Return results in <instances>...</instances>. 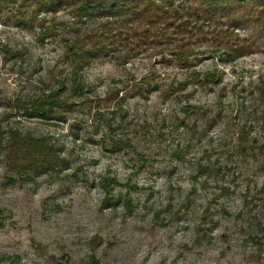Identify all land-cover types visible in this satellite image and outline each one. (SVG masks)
Masks as SVG:
<instances>
[{
	"label": "rangeland",
	"instance_id": "obj_1",
	"mask_svg": "<svg viewBox=\"0 0 264 264\" xmlns=\"http://www.w3.org/2000/svg\"><path fill=\"white\" fill-rule=\"evenodd\" d=\"M15 1L0 3V139L44 137L59 162L23 178L1 140L0 264H264V20L240 41L212 26L192 66L156 48L82 67L65 40L100 20ZM233 41L254 47L232 59ZM51 93L73 103L64 118L24 116Z\"/></svg>",
	"mask_w": 264,
	"mask_h": 264
},
{
	"label": "trees",
	"instance_id": "obj_2",
	"mask_svg": "<svg viewBox=\"0 0 264 264\" xmlns=\"http://www.w3.org/2000/svg\"><path fill=\"white\" fill-rule=\"evenodd\" d=\"M17 3L15 0L1 2ZM18 9L34 7L39 12H56L61 5L69 6L74 20L81 25L94 19L100 20L95 30L76 31L73 39L65 40V58L77 66L123 53L124 59L133 58L142 52L159 48L167 49L170 55L179 57L182 66H192L188 56L192 48L215 40L222 34L212 26L225 25L229 34L238 41L235 33L249 22L264 20V0H20ZM24 12V11H23ZM36 20V18L34 19ZM102 21V22H101ZM42 23L45 20L41 21ZM212 23V24H211ZM50 37L57 36L56 26L43 28ZM225 32V33H226ZM229 45L233 58L252 51L251 44ZM188 48V50H185ZM73 103L60 97V93L44 96L35 105L24 111L28 118L53 120L64 118L63 114ZM0 139V145L3 144ZM5 160L8 170L32 180L57 169L59 157L55 146L44 137L11 132L5 141ZM259 245V237L250 238Z\"/></svg>",
	"mask_w": 264,
	"mask_h": 264
}]
</instances>
